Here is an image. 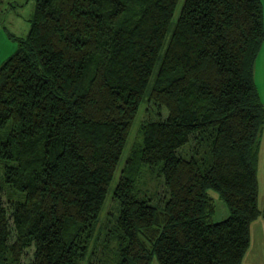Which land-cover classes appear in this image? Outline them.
Here are the masks:
<instances>
[{
	"label": "trees",
	"instance_id": "16d2710c",
	"mask_svg": "<svg viewBox=\"0 0 264 264\" xmlns=\"http://www.w3.org/2000/svg\"><path fill=\"white\" fill-rule=\"evenodd\" d=\"M263 42L262 0H36L0 66V264H99L110 241L113 264H242L264 215ZM144 101L157 117L112 186Z\"/></svg>",
	"mask_w": 264,
	"mask_h": 264
},
{
	"label": "rangeland",
	"instance_id": "374dc122",
	"mask_svg": "<svg viewBox=\"0 0 264 264\" xmlns=\"http://www.w3.org/2000/svg\"><path fill=\"white\" fill-rule=\"evenodd\" d=\"M262 3L264 12V0H262ZM35 6L36 0H0V66L17 50L19 44L18 38H24L27 36L30 29V19L34 13ZM179 9H177L176 15L178 14ZM149 108L150 106L146 103V101H144L140 106L135 124L131 128L127 147H125L124 153L120 159L112 186L116 183L120 169L124 165L128 155L142 142L140 133L141 122L157 117L155 116L154 111L153 113L149 112ZM163 116H166V113H164ZM187 147H189V145H187ZM258 166V205L260 208H264V128L261 134ZM138 185H140L143 192L148 191L149 194L153 195L155 201L164 196L165 189L163 185V178L158 176L157 173L154 170H151L148 166L142 167ZM211 192L216 203V209L211 219L214 221L220 220L228 215L229 208L216 191L211 190ZM113 207L114 203L112 202L111 195H109L101 215L102 221L107 219L108 211L113 209ZM250 236V245L243 257L242 264H264L263 214L258 215L251 221ZM101 245H103V242H101L98 246V250L96 251L99 256H103V259L99 264H108L106 261L113 264L116 260L113 243L111 241L109 242V246L111 248L106 251H102ZM152 264L159 263L154 260Z\"/></svg>",
	"mask_w": 264,
	"mask_h": 264
},
{
	"label": "crops",
	"instance_id": "0c3cea01",
	"mask_svg": "<svg viewBox=\"0 0 264 264\" xmlns=\"http://www.w3.org/2000/svg\"><path fill=\"white\" fill-rule=\"evenodd\" d=\"M255 82L259 90L261 100L264 103V42L256 60Z\"/></svg>",
	"mask_w": 264,
	"mask_h": 264
}]
</instances>
